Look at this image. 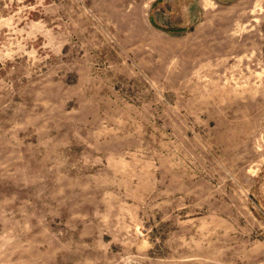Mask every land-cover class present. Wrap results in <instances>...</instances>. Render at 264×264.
<instances>
[{"label": "rangeland", "instance_id": "1", "mask_svg": "<svg viewBox=\"0 0 264 264\" xmlns=\"http://www.w3.org/2000/svg\"><path fill=\"white\" fill-rule=\"evenodd\" d=\"M0 264H264V0H0Z\"/></svg>", "mask_w": 264, "mask_h": 264}]
</instances>
